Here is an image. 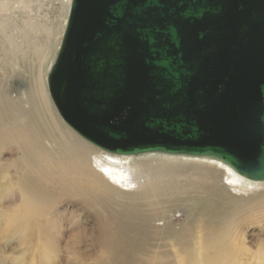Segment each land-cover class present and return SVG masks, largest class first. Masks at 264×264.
<instances>
[{"label": "water", "instance_id": "95a60500", "mask_svg": "<svg viewBox=\"0 0 264 264\" xmlns=\"http://www.w3.org/2000/svg\"><path fill=\"white\" fill-rule=\"evenodd\" d=\"M47 82L106 151L207 156L264 181V0H72Z\"/></svg>", "mask_w": 264, "mask_h": 264}, {"label": "rangeland", "instance_id": "374dc122", "mask_svg": "<svg viewBox=\"0 0 264 264\" xmlns=\"http://www.w3.org/2000/svg\"><path fill=\"white\" fill-rule=\"evenodd\" d=\"M19 3H0V264H234L221 253L233 231V244L241 247L240 238L246 245L241 257L234 251L241 264H264V187L238 193L207 161L153 155L146 186L122 190L80 170L87 160L82 145H93L67 126L54 103L78 143L63 129L51 157L40 151L43 143L31 140L25 126L37 117L31 90L60 49L72 1L68 11L66 0H33L31 9ZM23 172L55 203L43 244L48 259L39 227L26 233L28 243L8 226L20 205L15 192ZM33 219L41 225L40 216Z\"/></svg>", "mask_w": 264, "mask_h": 264}, {"label": "bare ground", "instance_id": "6f19581e", "mask_svg": "<svg viewBox=\"0 0 264 264\" xmlns=\"http://www.w3.org/2000/svg\"><path fill=\"white\" fill-rule=\"evenodd\" d=\"M71 1L72 0H66L67 11L69 10ZM9 2H11V0H0L1 5L4 7ZM18 2H20L19 4H22L23 7L25 8L29 7L31 9L33 0H18ZM53 62L54 61H52V63L49 65L48 70L50 69ZM48 70L42 71V74L38 78L39 82L36 88L31 90V95L33 97V109L35 110L37 117L36 120L33 121L32 123L31 122L29 123V121H25L26 122L25 126L31 128V134L33 135L31 137V140L35 138L36 140H40V142L43 143L42 146L43 148L40 151L44 152L46 155L51 157L52 156L51 152L54 153L53 145H54V141L56 140L55 137L57 138L66 137L63 129H67V132L71 135L70 136L71 139H74V141L77 142L76 138L74 137L75 134L72 133L65 126V123L67 124V126L71 127L75 132L77 131L65 121V119L60 114L58 108L56 107L51 97L47 82V77L49 72ZM52 103H54L55 107L59 112V115L62 117V120H64L65 123H61L60 118L56 116ZM21 121L22 120H20L19 122ZM78 134L81 137H83L80 133ZM84 139L87 140L86 138ZM87 141L90 142L89 140ZM76 142L74 146L79 147L80 145L77 144L78 142L77 143ZM90 144H92L93 146L90 145L88 146L87 144L82 145L86 147L85 152H86L87 160H86V168L84 170L80 168L79 169L82 172L92 171L94 174L101 177L109 184L111 183L110 185L113 184L119 186L122 188V190H126V191H132L134 187L138 188V187L146 186L147 179L150 177L152 171V170H148L147 168L150 166L151 163L150 161L152 160L151 157H153V155L185 158V159L192 158L193 160H197V161H207L209 164L214 165L216 168H218L223 172L224 177L226 178L224 183L238 193L241 192L256 193L260 190L261 187L262 188L264 187V181L249 179L241 175L237 171H235L230 165L218 159H214L207 156L192 157L189 155H171L167 153H157V152L145 153L141 155L117 154L106 151L100 148L99 146L93 144L92 142H90ZM80 154H84L83 149ZM139 157H143V158L137 159ZM23 158L26 159L25 154ZM94 163L97 169H93ZM48 173L45 174L46 176H43V174H41L42 175L41 178L47 179ZM9 176L10 174L9 172H7L6 175L3 176V178H7ZM20 176L21 178L19 180L22 181L21 183L18 184V188L15 192L17 204L20 200V205L17 207L16 204L17 209L14 211V215L11 218H9L8 226L11 229L16 228L17 230L22 231L23 232L22 237L24 239H27V242L28 241L30 242V240H28L29 236L35 234L34 230L39 227V231H41L40 233L43 234L42 238L44 240L46 237H49L47 235L48 233L47 230L49 229L46 226H48L47 224L50 220L49 210L51 209V206L54 205L55 203L52 202L51 199H49L48 192L44 190L45 188L43 185H41L42 183L39 184L40 183L39 182L38 183L39 185L35 183V177L32 173L23 172ZM34 213L41 217L40 226H37L34 219L32 220V216ZM26 233H29L30 235L27 234L28 235L27 236ZM32 240L33 239H31V241ZM234 240H235L234 231L230 232L229 234H225V237L223 238V245H221L225 253L223 252L221 253L223 254V256L226 257L231 256L234 264H241L242 259L240 258L241 256L239 251H241L242 248H244L245 251L246 245L242 244L243 239L238 238L237 245L239 246L241 244V247L238 248L235 244H233ZM38 241L42 245L45 244V241L47 243V240H44V242H42L40 237ZM225 242H230V243L229 245L225 246ZM237 249L240 256L239 258L236 257V254L234 252ZM42 251L44 252V257L48 259L50 257V254L48 252L49 250H47L44 245L42 246ZM261 257H263L264 259V254L261 253ZM263 262L264 260L262 261V263Z\"/></svg>", "mask_w": 264, "mask_h": 264}]
</instances>
